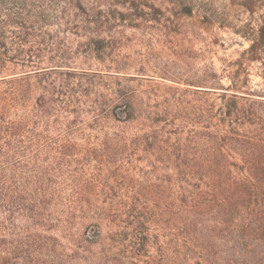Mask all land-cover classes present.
Wrapping results in <instances>:
<instances>
[{"label":"trees","instance_id":"obj_1","mask_svg":"<svg viewBox=\"0 0 264 264\" xmlns=\"http://www.w3.org/2000/svg\"><path fill=\"white\" fill-rule=\"evenodd\" d=\"M226 1L258 13L219 24L248 43L230 85L158 76L175 86L142 102L129 83L153 79L114 53L122 25L192 5L0 0V264H264V88L242 69L264 68V0ZM189 92L206 96L192 118Z\"/></svg>","mask_w":264,"mask_h":264},{"label":"rangeland","instance_id":"obj_2","mask_svg":"<svg viewBox=\"0 0 264 264\" xmlns=\"http://www.w3.org/2000/svg\"><path fill=\"white\" fill-rule=\"evenodd\" d=\"M147 4H159L161 0H143ZM178 1L181 4L192 5V16H184L175 13L172 9L157 14L151 7H144L147 21L135 24L131 16L122 25L120 39L116 41L114 53L124 58V62L129 64L126 72L135 74H146L153 79L130 82L138 95V100L145 102L147 98L161 96L164 92L163 85L175 86L167 80L158 76H170L172 78L181 77L188 80H198L204 74V70L216 73L220 77L218 86L230 85V80L226 77L227 72L223 71L225 65L234 62L239 57V53L247 48L248 43L243 41L238 35L231 32L229 28H221L220 23L226 20V24L234 28H241L246 22L258 23V13L250 17L244 10L238 7H227L226 0H164ZM179 12V11H178ZM178 14V15H176ZM204 16H210L212 24L207 27L201 22ZM160 17V21L152 18ZM210 34V36H209ZM211 34L213 35L211 37ZM211 38V39H208ZM207 40L218 44L225 43L223 47H215L212 54L198 51V48ZM78 67L95 69L96 63L92 60L77 61ZM89 65L93 67H88ZM236 66L230 70L233 72ZM242 69L248 74V83L243 88L250 90H260L264 88L263 76L264 68L258 63L243 61ZM153 75V76H152ZM139 76V75H138ZM243 78V75H241ZM244 86V85H243ZM179 88H185L179 86ZM189 89H201L190 86ZM186 103L184 114L192 118L193 114H200L197 111L202 107L203 98L199 94L189 92L184 94ZM209 101L218 106L217 95H210ZM150 102H153L151 100ZM192 106L196 107L194 109Z\"/></svg>","mask_w":264,"mask_h":264}]
</instances>
